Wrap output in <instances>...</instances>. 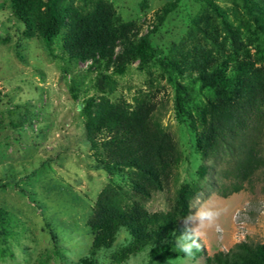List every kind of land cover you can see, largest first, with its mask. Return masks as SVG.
<instances>
[{
	"label": "rangeland",
	"instance_id": "374dc122",
	"mask_svg": "<svg viewBox=\"0 0 264 264\" xmlns=\"http://www.w3.org/2000/svg\"><path fill=\"white\" fill-rule=\"evenodd\" d=\"M80 1L64 0L61 7L76 8ZM104 1L115 10L114 26L130 27L127 38L117 41L111 60L122 52L123 44L144 34L164 56L176 57L194 21L201 28L204 17L217 16L210 3L228 13L233 29H238L234 42L223 33L216 40H202L212 55L240 53V58L246 51L257 54L263 45L239 1L181 0L162 23L161 12L173 0ZM23 29L10 1L0 0V264H78L88 256L93 237L87 220L99 194L104 188L121 190L127 184L120 167L108 171L101 166L95 157L99 146L93 148L87 140L83 107L88 99L98 102L99 97L111 104L123 102L129 110L142 101L154 105L155 119L178 146L181 160L175 177L145 203L148 211L169 210L177 190L192 183L199 194L190 202V214L202 205L222 210L216 222L222 231L205 229L201 250L186 257L175 247V239L173 256L153 264H205L206 257L228 252L239 243L264 244V168L240 192L222 197L220 189L232 179L222 174L226 158L203 160L195 146L199 123L194 121L192 130L190 122L178 119L176 84L183 87L185 107L195 119L196 110L211 97L209 89H201L199 82L185 75L175 77L157 63L140 67L138 60H131L119 74L112 61L98 56L70 59L62 48L64 28L49 45L38 36L23 37ZM260 148L264 158V139ZM203 165L207 171L201 176ZM127 242V234L121 232L111 249L99 253L98 262L108 264L110 253ZM127 264L149 262L141 254Z\"/></svg>",
	"mask_w": 264,
	"mask_h": 264
},
{
	"label": "trees",
	"instance_id": "16d2710c",
	"mask_svg": "<svg viewBox=\"0 0 264 264\" xmlns=\"http://www.w3.org/2000/svg\"><path fill=\"white\" fill-rule=\"evenodd\" d=\"M9 1L24 27L25 38L38 36L49 45L64 28L62 48L70 59L98 56V60L112 61L119 74L131 60H138L140 67L157 63L175 77L185 75L199 82L201 89H209L211 97L196 110L197 119L185 107L181 96L184 89L179 83L175 104L180 122H190L192 130L196 128L194 121L199 123L201 131L195 146L203 160L226 158L222 174L232 179L220 189L222 197L240 192L255 172L264 168L260 148L264 139V0H234L241 2L254 34L262 38L263 45L255 55L246 51L240 58V53L214 56L209 44L201 43L216 40L220 33L233 42L238 36L228 13L210 3L217 16L204 17L201 28L195 20L193 30L180 42L176 57L164 56L144 34L136 41L125 40L129 43L123 44L114 60V47L118 40L127 38L130 27L114 26L115 10L104 0H81L76 8H62L64 0ZM180 1L169 3L158 22L162 23ZM154 109V105L142 101L129 110L125 103L111 104L103 97L98 102L90 98L84 104L87 140L101 150L95 157L108 171L120 167L127 184L121 190L104 188L99 194L87 220L93 237L89 254L78 264H100L97 256L111 249L121 232L127 234L128 242L110 253L108 264H127L141 254L149 264L173 256L171 243L180 235L182 219L190 214V202L199 194V187L194 183L182 186L167 211L150 212L145 208L152 195L175 177L181 160L177 144L155 119ZM199 170L201 176L207 171L204 165ZM2 218L8 225V219ZM205 264H264V244L239 243L228 252L206 257Z\"/></svg>",
	"mask_w": 264,
	"mask_h": 264
},
{
	"label": "clouds",
	"instance_id": "9594fccd",
	"mask_svg": "<svg viewBox=\"0 0 264 264\" xmlns=\"http://www.w3.org/2000/svg\"><path fill=\"white\" fill-rule=\"evenodd\" d=\"M222 210L202 205L182 219V230L175 240V247L186 257L194 255V249L201 250L200 240L205 236V229L215 227L217 232L222 231L216 223Z\"/></svg>",
	"mask_w": 264,
	"mask_h": 264
}]
</instances>
